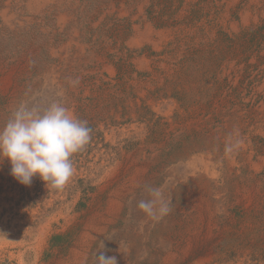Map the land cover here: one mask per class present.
<instances>
[{
    "label": "rangeland",
    "instance_id": "obj_1",
    "mask_svg": "<svg viewBox=\"0 0 264 264\" xmlns=\"http://www.w3.org/2000/svg\"><path fill=\"white\" fill-rule=\"evenodd\" d=\"M33 1L0 0V128L21 104L43 110L60 101L88 122L91 139L71 158L62 189L38 177L23 186L0 159V264H97L102 251L117 264H264V0H51L41 12ZM138 29L149 34L133 43ZM75 34L83 54L65 59ZM188 121H255L251 146L261 165L233 180L226 211L177 222L175 259L164 263V233L148 228L137 204L204 152L181 155V141L171 142L164 165L152 167V186L84 243L90 222L140 165L137 150Z\"/></svg>",
    "mask_w": 264,
    "mask_h": 264
},
{
    "label": "bare ground",
    "instance_id": "obj_2",
    "mask_svg": "<svg viewBox=\"0 0 264 264\" xmlns=\"http://www.w3.org/2000/svg\"><path fill=\"white\" fill-rule=\"evenodd\" d=\"M49 1L51 0H34L31 6L37 12H41ZM58 1L76 4L78 0ZM9 11L6 9L2 15L6 21H9L11 17L8 16ZM68 17V13L62 14L60 16L61 24ZM148 34L147 30L138 29L133 43H139ZM73 50L80 51L81 55L84 50L77 40L76 34L69 38L68 44L62 49L63 58H69ZM251 124L254 125L251 126ZM260 127L262 128L258 131L264 135V123ZM254 131L255 121L252 123H244V121H188L179 125H171L162 143L149 144V146L137 150L134 160H140V165L131 170L126 181L108 200L106 209L90 222L83 234L84 243L93 240L95 236L103 235L114 222L120 219L131 199L138 192H144L146 187L152 186L157 177V172L152 171V167L156 162H159L158 165L164 162L159 158L161 154L165 153V145L181 141L182 148L179 151L181 155H186L200 147L204 152L197 158L193 157L194 159H191L181 172L169 174L166 184L160 190L166 199H171L172 212L162 219H151L148 226L149 229L153 227L162 229L164 234L160 240V246L169 249L165 260L163 258L164 263L173 261L175 255L172 256L170 251L171 235L177 222L189 219L195 214L207 213L211 216H218L225 212L230 202L233 180L243 170L255 174V170L260 167L261 164L255 162V153L251 146V140L255 137ZM179 202L182 204L180 205ZM174 213L176 216H180L178 221L171 219ZM143 226L140 227L141 231L144 229ZM79 257H73V262L80 261V259L82 262L84 261V256L80 255Z\"/></svg>",
    "mask_w": 264,
    "mask_h": 264
},
{
    "label": "clouds",
    "instance_id": "obj_3",
    "mask_svg": "<svg viewBox=\"0 0 264 264\" xmlns=\"http://www.w3.org/2000/svg\"><path fill=\"white\" fill-rule=\"evenodd\" d=\"M90 139L88 122L64 103L53 101L43 110L21 104L0 128V159L9 162L11 176L23 186L38 177L47 189H62L73 175L71 158ZM148 191L151 198L137 204L147 217L159 220L172 212L171 199L159 188ZM99 253L97 264H117L115 257Z\"/></svg>",
    "mask_w": 264,
    "mask_h": 264
}]
</instances>
